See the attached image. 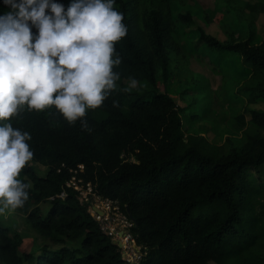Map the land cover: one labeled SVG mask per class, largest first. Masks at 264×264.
Returning a JSON list of instances; mask_svg holds the SVG:
<instances>
[{
	"label": "trees",
	"instance_id": "16d2710c",
	"mask_svg": "<svg viewBox=\"0 0 264 264\" xmlns=\"http://www.w3.org/2000/svg\"><path fill=\"white\" fill-rule=\"evenodd\" d=\"M180 1L186 0H116L128 28L115 45L122 62L113 70L120 79L99 108L87 110L86 126L70 123L54 106L43 112L25 106L10 121H0L31 134L33 159L19 177L30 184L29 198L18 210L57 246H44L40 257L21 253L20 241L0 225L4 264H133L91 217L72 181L90 184L135 220L139 264H264V112L247 110L256 132L221 149L184 132L185 122L209 119L204 82L192 87L195 94L187 91L195 110L187 119L159 90L161 77L167 82L186 74L196 52L212 55L223 72L244 81L231 92L232 103L264 101V43L256 42L255 24L264 0L245 6L248 15L226 1L224 17L246 26L239 38L235 28L225 29L224 42L199 28L197 41L187 43L181 27L192 24V14L176 15L173 4ZM57 2L67 11L72 0ZM8 10L0 0V14ZM133 77L140 87L126 90L124 81ZM234 118L246 124L243 115ZM32 163L46 166L47 174L39 175Z\"/></svg>",
	"mask_w": 264,
	"mask_h": 264
},
{
	"label": "clouds",
	"instance_id": "9594fccd",
	"mask_svg": "<svg viewBox=\"0 0 264 264\" xmlns=\"http://www.w3.org/2000/svg\"><path fill=\"white\" fill-rule=\"evenodd\" d=\"M115 2L72 0L65 11L57 0H3L9 10L0 14V121L25 106L37 112L54 106L70 123L86 126L87 110L99 108L120 79L115 45L128 28ZM137 83L129 78L126 90ZM31 139L0 123V215L29 198L30 184L19 177L33 159Z\"/></svg>",
	"mask_w": 264,
	"mask_h": 264
},
{
	"label": "rangeland",
	"instance_id": "374dc122",
	"mask_svg": "<svg viewBox=\"0 0 264 264\" xmlns=\"http://www.w3.org/2000/svg\"><path fill=\"white\" fill-rule=\"evenodd\" d=\"M226 1H231L239 9H244L246 14L247 5L255 4L261 0H186L180 2H174V9L178 15L185 16L188 12L192 14V24L182 25L180 35L182 43H187L190 40L197 41L195 31L199 28L204 29L208 34L216 37L221 42H224L227 37L225 29L232 30L235 28V36L240 37V30L245 32V25L242 24L237 18L225 16ZM257 30V44L264 43V13H261L256 22ZM212 55L210 57L202 55L200 53L191 54L190 64L186 74L174 76L170 81H163L160 78L159 90L162 93H168L180 107L184 109L182 116L188 118L190 113H194V107L189 103L192 98L187 91H190L192 87L196 86V83L204 82L208 95L210 107L208 110L209 119L204 121H198L194 124H184V132L186 134H195L206 137L212 145L218 148H228L231 145H235L238 142H243L246 137V133H254L256 129L249 122L251 115L247 110H257L264 112V101L260 100L255 104H249L245 101L239 104H234L230 101L231 92H237L243 85L244 81L238 77H232L221 70V66L212 61ZM129 87V82L124 81ZM140 84L137 83L134 89H138ZM190 95L195 94L191 90ZM243 115L246 124L236 121L235 115ZM228 139H232L228 140ZM36 172L39 175H46L48 168L40 164L32 163ZM264 178V177H263ZM83 190V187H79ZM43 208H46V204H42ZM123 225L122 222H114V224ZM0 225L8 227L10 229V236L15 237L20 241L22 249L21 253L28 252L35 257H40L44 246L57 247L50 243V241L38 233L32 228L30 223L26 220V215L16 209L0 215ZM77 243H70V247H74ZM231 248H227L225 254V260L228 261ZM226 261V262H227ZM231 261H228V264ZM0 264H4L0 260ZM30 264V263H27ZM209 264H220L210 262ZM222 264V263H221Z\"/></svg>",
	"mask_w": 264,
	"mask_h": 264
},
{
	"label": "built area",
	"instance_id": "2783aa9c",
	"mask_svg": "<svg viewBox=\"0 0 264 264\" xmlns=\"http://www.w3.org/2000/svg\"><path fill=\"white\" fill-rule=\"evenodd\" d=\"M80 192L81 202L86 204L91 217L96 220L101 230L111 237L112 241L121 249L123 257L133 263L139 264L142 257V248L137 244L132 234L135 223L124 214L118 203L104 199L94 193L90 184L86 187L78 185L75 181L69 183ZM79 187H83L79 189ZM122 222L123 225L114 224Z\"/></svg>",
	"mask_w": 264,
	"mask_h": 264
},
{
	"label": "water",
	"instance_id": "95a60500",
	"mask_svg": "<svg viewBox=\"0 0 264 264\" xmlns=\"http://www.w3.org/2000/svg\"><path fill=\"white\" fill-rule=\"evenodd\" d=\"M134 223H135V220H134Z\"/></svg>",
	"mask_w": 264,
	"mask_h": 264
}]
</instances>
